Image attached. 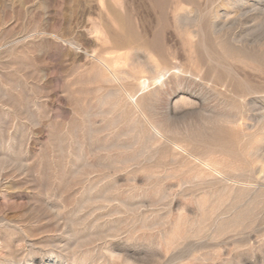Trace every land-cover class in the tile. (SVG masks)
Returning <instances> with one entry per match:
<instances>
[{"label": "rangeland", "instance_id": "rangeland-1", "mask_svg": "<svg viewBox=\"0 0 264 264\" xmlns=\"http://www.w3.org/2000/svg\"><path fill=\"white\" fill-rule=\"evenodd\" d=\"M0 264H264V0H0Z\"/></svg>", "mask_w": 264, "mask_h": 264}, {"label": "bare ground", "instance_id": "bare-ground-1", "mask_svg": "<svg viewBox=\"0 0 264 264\" xmlns=\"http://www.w3.org/2000/svg\"><path fill=\"white\" fill-rule=\"evenodd\" d=\"M161 77H162V76H161ZM159 78H160V77H159ZM159 78H158V79H159ZM161 80H162V79H161ZM161 80H160V81H161ZM156 82H157V81H156ZM141 84H142V83H141ZM144 84H146V83L144 82ZM142 85H143V84H142ZM147 85H148V84H147ZM147 85H146V87H147ZM143 86H144V85H143ZM144 87H145V86H144Z\"/></svg>", "mask_w": 264, "mask_h": 264}]
</instances>
